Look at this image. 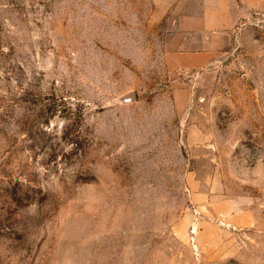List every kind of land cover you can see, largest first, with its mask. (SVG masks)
Masks as SVG:
<instances>
[{"label":"rangeland","instance_id":"1","mask_svg":"<svg viewBox=\"0 0 264 264\" xmlns=\"http://www.w3.org/2000/svg\"><path fill=\"white\" fill-rule=\"evenodd\" d=\"M196 2L0 0V264H264V16L174 68Z\"/></svg>","mask_w":264,"mask_h":264},{"label":"crops","instance_id":"2","mask_svg":"<svg viewBox=\"0 0 264 264\" xmlns=\"http://www.w3.org/2000/svg\"><path fill=\"white\" fill-rule=\"evenodd\" d=\"M198 13L181 27V36L196 38L178 49L174 68L200 67L218 51V38H232L238 22L250 13L264 16V0H197ZM201 3V4H200Z\"/></svg>","mask_w":264,"mask_h":264},{"label":"water","instance_id":"3","mask_svg":"<svg viewBox=\"0 0 264 264\" xmlns=\"http://www.w3.org/2000/svg\"><path fill=\"white\" fill-rule=\"evenodd\" d=\"M123 100L128 102L134 100V95L132 93L127 94L126 96L123 97Z\"/></svg>","mask_w":264,"mask_h":264}]
</instances>
